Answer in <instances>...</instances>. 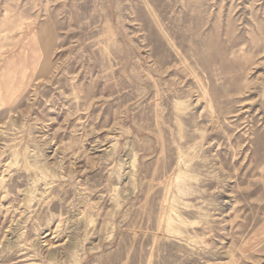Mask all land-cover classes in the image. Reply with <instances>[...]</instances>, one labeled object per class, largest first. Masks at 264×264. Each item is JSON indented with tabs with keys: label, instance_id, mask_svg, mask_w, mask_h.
<instances>
[{
	"label": "rangeland",
	"instance_id": "1",
	"mask_svg": "<svg viewBox=\"0 0 264 264\" xmlns=\"http://www.w3.org/2000/svg\"><path fill=\"white\" fill-rule=\"evenodd\" d=\"M0 264H264V0H0Z\"/></svg>",
	"mask_w": 264,
	"mask_h": 264
},
{
	"label": "bare ground",
	"instance_id": "2",
	"mask_svg": "<svg viewBox=\"0 0 264 264\" xmlns=\"http://www.w3.org/2000/svg\"><path fill=\"white\" fill-rule=\"evenodd\" d=\"M47 61L46 60H43L42 61V64H43V66H45L47 63H46ZM179 183V182H178ZM181 186V185H180ZM175 188H177V186L175 187Z\"/></svg>",
	"mask_w": 264,
	"mask_h": 264
}]
</instances>
